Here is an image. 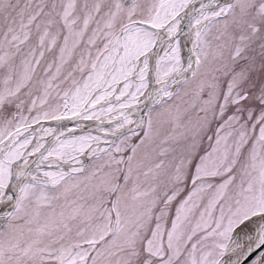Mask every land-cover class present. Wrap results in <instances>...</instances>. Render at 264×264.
<instances>
[{"label":"snow or ice","instance_id":"6c2138e0","mask_svg":"<svg viewBox=\"0 0 264 264\" xmlns=\"http://www.w3.org/2000/svg\"><path fill=\"white\" fill-rule=\"evenodd\" d=\"M0 264H264V0H0Z\"/></svg>","mask_w":264,"mask_h":264}]
</instances>
